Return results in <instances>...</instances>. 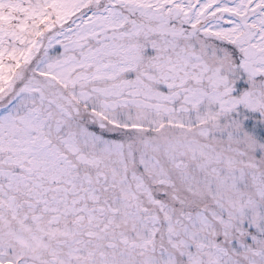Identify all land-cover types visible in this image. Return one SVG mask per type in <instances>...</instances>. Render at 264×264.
<instances>
[{"label":"snow or ice","instance_id":"snow-or-ice-1","mask_svg":"<svg viewBox=\"0 0 264 264\" xmlns=\"http://www.w3.org/2000/svg\"><path fill=\"white\" fill-rule=\"evenodd\" d=\"M0 264H264V0H0Z\"/></svg>","mask_w":264,"mask_h":264}]
</instances>
